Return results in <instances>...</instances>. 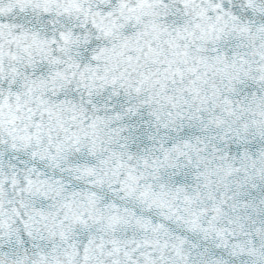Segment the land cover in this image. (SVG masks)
I'll use <instances>...</instances> for the list:
<instances>
[{
    "label": "snow or ice",
    "instance_id": "6c2138e0",
    "mask_svg": "<svg viewBox=\"0 0 264 264\" xmlns=\"http://www.w3.org/2000/svg\"><path fill=\"white\" fill-rule=\"evenodd\" d=\"M0 264H264V0H0Z\"/></svg>",
    "mask_w": 264,
    "mask_h": 264
}]
</instances>
